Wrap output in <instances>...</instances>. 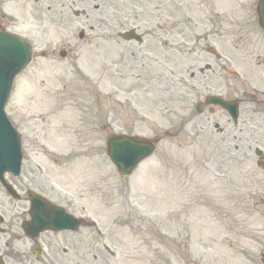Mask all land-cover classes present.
I'll use <instances>...</instances> for the list:
<instances>
[{
    "label": "rangeland",
    "instance_id": "rangeland-1",
    "mask_svg": "<svg viewBox=\"0 0 264 264\" xmlns=\"http://www.w3.org/2000/svg\"><path fill=\"white\" fill-rule=\"evenodd\" d=\"M256 2L217 0L224 27L213 44L234 57L221 61L203 51L209 31L198 0H127L133 9L126 17L119 11L121 19L120 0H74L86 14L69 12V31L42 17L34 33L41 44L16 77L5 110L21 131L24 156H59L49 169V194L89 221L77 234L54 236L59 248L73 243L67 256L58 250L60 264H261L264 172L252 156L257 143L250 141L262 130L242 142L229 134L224 112L195 110L208 93L242 94L246 119L262 120L256 108L264 97L254 89L263 95L264 64L244 59L245 41L264 49ZM233 18L245 26L243 34L233 29ZM28 21L22 19L23 27ZM129 27L142 32L141 45L119 42L117 32ZM68 43L71 52L59 58L55 50ZM43 50L60 68L38 64L48 63L39 62ZM204 62L212 69L201 77ZM230 68L235 76L227 74ZM254 98L263 102L253 104ZM40 111L55 127L36 141L29 129ZM214 123L224 127L222 134ZM117 133L160 138L152 156L125 178L105 155L106 139ZM247 148L250 156H240Z\"/></svg>",
    "mask_w": 264,
    "mask_h": 264
},
{
    "label": "flooded vegetation",
    "instance_id": "flooded-vegetation-1",
    "mask_svg": "<svg viewBox=\"0 0 264 264\" xmlns=\"http://www.w3.org/2000/svg\"><path fill=\"white\" fill-rule=\"evenodd\" d=\"M30 3L29 0H0V28L7 29V27L13 23V17L10 16V7H16L18 10H28L31 16L34 18L41 19L42 17V7L37 6L38 0ZM47 2L46 11H51L55 7L70 8L71 5L65 2H60V0H45ZM127 0H124L126 2ZM199 11L202 15L201 24L206 30L209 31L205 38L208 40H213L216 37L214 32L218 31V28L224 27L223 19H218L220 15L218 9L214 3V0H199L198 2ZM36 20V21H37ZM231 24L233 29H238L240 33H244V25L235 18L231 19ZM243 37V36H242ZM244 52L246 56L244 59H248L247 63H257L260 65L261 62L264 64V49L257 44L252 42H244ZM234 49V42L232 43L231 49ZM262 60H259L260 57ZM219 58V57H218ZM258 60V61H257ZM232 75V73H230ZM242 126L236 128L233 126L229 133L232 136L236 134L239 137H246L247 129L251 127L250 120H244L241 122ZM264 128V121L261 124ZM262 151L264 156V138H261ZM25 160V159H24ZM23 160V162H24ZM23 166V164H22ZM38 166L31 162L28 158L24 163L25 171L24 174L18 176H12L9 173H4L3 179L8 183L16 192L8 191L3 184L0 182V258L3 264L10 263L13 261L21 262L22 260L31 263L30 258L27 259V255L33 256L34 249L40 247L42 251V264H58L57 255V243L52 237L50 232L47 234H39L36 238L30 239L27 233L22 229V224L28 218L27 208H28V187L30 185L37 187L40 191L43 189V178L35 173V168Z\"/></svg>",
    "mask_w": 264,
    "mask_h": 264
},
{
    "label": "water",
    "instance_id": "water-1",
    "mask_svg": "<svg viewBox=\"0 0 264 264\" xmlns=\"http://www.w3.org/2000/svg\"><path fill=\"white\" fill-rule=\"evenodd\" d=\"M259 20L264 27V0L258 5ZM29 50L11 35H0V162L17 164L20 156L18 135L11 130L4 116L2 107L6 101L14 75L28 62ZM208 101H216L208 97ZM226 108L230 104H224ZM154 142L147 139L112 136L108 140L107 154L117 166L119 174L127 175L144 157L148 156L154 147ZM58 224L64 225L72 217L58 208ZM39 218L38 212L36 215ZM64 227V226H61ZM264 256V255H263Z\"/></svg>",
    "mask_w": 264,
    "mask_h": 264
}]
</instances>
